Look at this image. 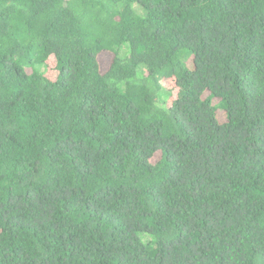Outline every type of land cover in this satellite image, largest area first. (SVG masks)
Returning <instances> with one entry per match:
<instances>
[{
    "label": "trees",
    "instance_id": "1",
    "mask_svg": "<svg viewBox=\"0 0 264 264\" xmlns=\"http://www.w3.org/2000/svg\"><path fill=\"white\" fill-rule=\"evenodd\" d=\"M0 264H264V0H0Z\"/></svg>",
    "mask_w": 264,
    "mask_h": 264
},
{
    "label": "rangeland",
    "instance_id": "2",
    "mask_svg": "<svg viewBox=\"0 0 264 264\" xmlns=\"http://www.w3.org/2000/svg\"><path fill=\"white\" fill-rule=\"evenodd\" d=\"M102 58H103V60H106L108 57H106V56H103ZM219 119L221 120V118H219Z\"/></svg>",
    "mask_w": 264,
    "mask_h": 264
}]
</instances>
